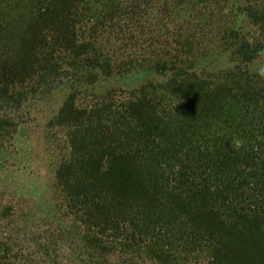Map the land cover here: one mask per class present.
I'll return each mask as SVG.
<instances>
[{
  "label": "rangeland",
  "instance_id": "1",
  "mask_svg": "<svg viewBox=\"0 0 264 264\" xmlns=\"http://www.w3.org/2000/svg\"><path fill=\"white\" fill-rule=\"evenodd\" d=\"M111 4L120 12L117 23L105 18L110 9L107 6ZM80 8L75 35L70 38L68 48L61 40H52V28H44L45 23L41 20H33L29 28L32 33L24 40L19 52L0 46V91L14 87L12 89L19 97L27 98L21 105L0 107V146H3L0 150V201L10 209L6 215L9 218L0 220V226L26 227L29 234L18 235L21 240L26 238L21 241L23 245L29 240L33 242L36 237L42 242L57 227L73 230L77 237L75 242L85 243L77 245L73 242L75 253L67 254L68 260L61 258L62 264H83L81 261L93 264L100 256L120 264L130 258L134 259V264H209L212 254L206 243L209 237H204L203 241L197 237L190 244L181 232L185 226L174 231V234L178 233L176 239L172 238L173 246L165 247L163 254L164 244L157 236L153 237L156 234L151 231L147 235L145 232L147 240L140 248L135 241H121V245L116 240L110 243L105 240L95 243L97 248L89 252V256L78 250L95 234L88 230L83 216L71 207V189L59 178L63 163H68L74 152L77 125L69 123L74 113L70 108L72 104L79 109L101 108L103 98L108 95L119 105L129 100L130 92L143 90L162 102L168 113L163 115L165 119L175 115V110L182 105L198 113L196 109L202 103L201 99L199 103L196 98L189 99L185 94L188 87L184 89L185 93L180 88L181 84L195 83L197 77L217 92L211 101L204 100L203 103L217 105L220 102L223 112L211 114L201 108L199 112L213 116V124L201 127L194 123L189 127L186 123L182 124L184 130L199 133L198 140L205 143L230 130L241 131L242 126L246 133L256 134L259 120L264 121V78L256 71L264 65V55L259 54L264 51V0H112V3L109 0H84ZM103 15L104 23H100ZM45 65L48 66L46 70H58L46 85L35 80L26 81L33 72L45 70ZM4 75L8 83L16 80L24 84L10 87L4 83ZM239 78L255 93L252 100L260 101L257 106L251 103L246 112L240 102L231 105L232 100L226 102L222 98L224 90H219ZM101 115L102 111L93 114L94 124L89 122L86 126H111V121L103 122L97 118ZM8 121L13 125L6 127ZM125 162L119 158L109 163L107 158L102 164L109 163L108 169L118 171L128 164ZM136 176L133 179L130 175L131 179L126 178L122 184L121 181L113 182L116 195L123 194L118 199L125 202L131 199L134 204L141 202L143 194L138 192L140 187L137 189L136 183H141L144 176ZM123 196L126 199H122ZM155 225L156 232L161 233V229L162 233L171 231L170 226ZM194 227L197 232L204 228ZM127 230L132 231L129 226ZM249 233L223 238L230 246L225 264L264 261V240ZM164 237L159 235V238ZM123 244L134 245L132 250L135 252L121 253ZM36 249L32 244L31 250ZM168 249L171 250L169 260ZM62 252L65 256L68 253L64 248ZM159 258L168 261L165 263Z\"/></svg>",
  "mask_w": 264,
  "mask_h": 264
},
{
  "label": "trees",
  "instance_id": "2",
  "mask_svg": "<svg viewBox=\"0 0 264 264\" xmlns=\"http://www.w3.org/2000/svg\"><path fill=\"white\" fill-rule=\"evenodd\" d=\"M83 1L0 0V46H4V50L19 52L24 40L32 33L29 28L33 20H41L45 23L44 28H52V40L56 38L58 42L61 40L66 44L65 48L70 47L68 44L75 35L74 29L79 21L77 19L80 17V5ZM109 1L112 3V0ZM107 8L110 9L105 18L117 23L120 19L119 10L114 4ZM99 22L104 23V15ZM41 36L46 38L45 35ZM44 69L33 72L26 81L35 80L46 85L58 70H46V65ZM238 73L243 78V73ZM242 78L231 85L221 86L219 90H224L222 98L226 102L232 100L230 105L240 102L246 112L251 103L257 106L260 101L252 100L255 93L249 90L247 84L240 82ZM4 79V83L10 87L24 84L16 80L8 83L5 75ZM195 79V83L181 84L180 88L185 93L184 89L188 87L185 94L189 95V99L196 98L198 103L201 99L202 103L196 109L198 113L193 112L189 106L182 105L179 110H175V115L171 114L165 119L163 115L168 113L162 102L143 90L130 92L129 100H124L119 105L108 95L103 98L102 107L95 110L79 109L72 104L70 110L74 113L68 121L77 125L73 138L74 152L68 163H63V173L59 171V178L71 189V207L83 216L88 230L95 234L86 242L87 245H81L80 248L77 246L78 250L89 256L97 248L95 243H104L105 240H109V243L112 240L118 241L117 243L135 241L140 248L147 240L145 232L147 235L151 231L156 234L153 237L157 236L158 241L164 244L161 248L163 254L165 247L173 246L172 238L178 233L174 234V231L185 226L181 228V232L183 239L190 244L197 237L200 241L209 237L206 242L212 249L209 264H225L230 246L223 238L242 237L253 232V235L264 240V121L259 120L260 125L254 135L246 133L242 126L241 131L230 130L228 134L217 135L206 143L198 140L199 133L184 130L182 124L211 126L213 116L199 112L200 109L219 114L223 112V108L220 102L217 105L203 103L204 100L211 101L217 92L215 89L210 90L207 82L197 77ZM10 90L0 91V107H7L9 104L12 107L26 102L27 98L19 97L15 89ZM118 106L120 109H117ZM101 111L102 115L97 118L103 122L111 121V126L102 124L99 127H87L89 122L94 124L92 115ZM12 125L8 121L6 127ZM0 150H3V146H0ZM107 158L109 163L120 158L125 159L128 164L125 162L127 165H122L123 170L116 171L114 167L108 169L106 166L109 163L105 166L102 164ZM130 175L133 179L136 175L140 178L144 176L141 183H136L137 189L140 187L138 192L143 194V199L138 204H134L131 199L126 202L118 199L123 194L116 195L113 190L114 183L121 181L122 184L126 178L131 179ZM122 199L126 198L123 196ZM8 207L0 201V220L6 221L9 218L6 216L10 210ZM155 223L170 226L171 231L162 233L161 229V233L156 232ZM127 226L132 230L130 233ZM194 226L204 228L197 232ZM49 233L44 239L40 237L42 242L36 237L33 242L29 240V243L23 245L21 241L24 242L26 238L21 240L22 237L18 235H28L26 227L0 226V264H62L61 258L68 260L67 254L75 253V248L71 245L73 242L77 245L85 243L75 242L76 233L70 229L57 227ZM160 234L165 237L159 238ZM32 244L37 247L34 251L31 250ZM63 248L68 251L66 256L62 252ZM133 248L134 245L131 247L123 244L120 251L123 254L135 252ZM166 252L169 260L171 250ZM160 260L165 263L168 261L162 258ZM81 262L86 264L87 261ZM88 263L92 264L91 261ZM93 264L120 263L110 262L100 256ZM121 264H134V259L123 260ZM242 264H264V261L251 260Z\"/></svg>",
  "mask_w": 264,
  "mask_h": 264
},
{
  "label": "clouds",
  "instance_id": "3",
  "mask_svg": "<svg viewBox=\"0 0 264 264\" xmlns=\"http://www.w3.org/2000/svg\"><path fill=\"white\" fill-rule=\"evenodd\" d=\"M260 55H264V51H262L261 53H259ZM256 71H257V74L260 76V77H262V78H264V65H261V66H259L257 69H256ZM238 146V145H237Z\"/></svg>",
  "mask_w": 264,
  "mask_h": 264
}]
</instances>
